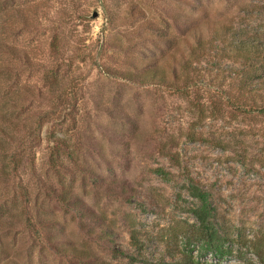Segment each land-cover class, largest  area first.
I'll return each instance as SVG.
<instances>
[{
  "label": "rangeland",
  "instance_id": "1",
  "mask_svg": "<svg viewBox=\"0 0 264 264\" xmlns=\"http://www.w3.org/2000/svg\"><path fill=\"white\" fill-rule=\"evenodd\" d=\"M222 27L264 0H0V264H264V75Z\"/></svg>",
  "mask_w": 264,
  "mask_h": 264
},
{
  "label": "trees",
  "instance_id": "2",
  "mask_svg": "<svg viewBox=\"0 0 264 264\" xmlns=\"http://www.w3.org/2000/svg\"><path fill=\"white\" fill-rule=\"evenodd\" d=\"M224 28L222 27V30ZM220 36L225 38L226 45L223 50H228L234 56L239 58L240 64L246 68V70L252 75H264V38L256 36H239L237 33L225 29L220 33ZM252 78L251 76H249ZM132 82H136L133 78L127 79ZM264 91V84L257 86H250L247 88V94L255 96ZM264 96V95H263ZM243 107L237 105L236 109L244 110ZM262 110V109H261ZM263 111L259 112L262 113ZM189 193L192 198L198 201V207L193 211L196 220L204 228V244L205 246L215 252L222 253L223 242L225 238L220 236L211 223L213 218L214 209L211 207L210 194L200 189L195 184H189ZM130 246L134 252L133 255L128 257L120 250L114 251L116 255L127 257L132 261L144 260L145 245L141 242L135 234L130 236ZM201 264L199 262H193L189 258L186 259V264ZM174 264H182L181 261H177ZM203 264V263H202Z\"/></svg>",
  "mask_w": 264,
  "mask_h": 264
},
{
  "label": "water",
  "instance_id": "3",
  "mask_svg": "<svg viewBox=\"0 0 264 264\" xmlns=\"http://www.w3.org/2000/svg\"><path fill=\"white\" fill-rule=\"evenodd\" d=\"M92 17H94V18L97 17V13L93 14Z\"/></svg>",
  "mask_w": 264,
  "mask_h": 264
}]
</instances>
